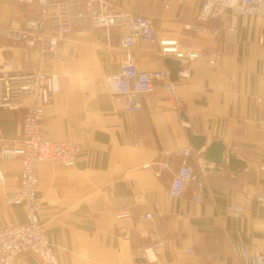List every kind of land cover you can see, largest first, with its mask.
Returning a JSON list of instances; mask_svg holds the SVG:
<instances>
[{"label": "crops", "instance_id": "1", "mask_svg": "<svg viewBox=\"0 0 264 264\" xmlns=\"http://www.w3.org/2000/svg\"><path fill=\"white\" fill-rule=\"evenodd\" d=\"M198 10L196 0L174 3L168 10L159 0H145L132 9L151 20L157 38L176 39L198 52L199 59L191 65L189 79L175 82L176 107L157 84L152 94L140 98L141 110L129 113L110 101L100 79L120 71L121 27L108 34L94 29L73 35L60 60L41 59L4 34L14 21L30 18L31 7L0 0V68L10 64L17 72L56 74L59 93L45 109L43 134L50 141L80 146L72 168L38 166L39 218L59 264H154L138 257L163 239L169 245L157 264H241L234 246L258 245L264 207L255 196L264 195V145L255 98L264 92V38L259 42L258 22L252 17L241 19L225 11L199 23ZM139 49L134 53L138 69L165 68L158 47L141 43ZM22 105L18 112L0 110V145L19 136L27 102ZM187 130L205 138L203 149H191ZM211 142H220L226 154L243 164L232 172L224 162L215 172L203 159ZM187 148L192 153L186 162L196 179L181 198L173 199L169 185ZM161 163L168 167L155 176L152 169ZM1 169L0 226L23 224V206L4 203L5 194L18 186L20 166L4 162ZM199 196L202 203L195 201ZM246 197V212L235 216L234 208ZM121 208L129 209L130 219H114V210ZM147 212L150 221L142 219ZM189 245L192 254L185 253ZM21 264L40 263L25 254Z\"/></svg>", "mask_w": 264, "mask_h": 264}, {"label": "built area", "instance_id": "2", "mask_svg": "<svg viewBox=\"0 0 264 264\" xmlns=\"http://www.w3.org/2000/svg\"><path fill=\"white\" fill-rule=\"evenodd\" d=\"M19 1L31 7L32 15L23 22L14 21L12 26L4 30V34L13 43L33 49L41 59L49 57L52 60H60L64 47L73 44L71 36H81L94 29H103L108 34L111 28L121 27L119 47L124 52V59L120 64V71L100 76L110 101L125 112H139L140 98L152 94L156 85L160 84L168 95V102L173 107L177 106V86L169 80L167 69L140 70L135 65L134 53L140 50L141 43L155 45L161 59L168 58L179 62L178 80L191 77V65L199 59V53L183 48L176 39L157 38L154 25L148 18L116 9L107 0ZM159 1L163 9L168 10L174 3L183 4L187 0ZM196 1L199 3L197 22L205 23L211 18L221 16L225 11H230L234 17L241 19L252 17L258 22L259 42H262L264 0ZM192 27L194 26H189ZM229 30L232 31V28ZM209 64H213V61H209ZM58 93L59 82L56 74L45 73L40 69L17 72L10 64H4L0 68V110L18 112L23 107L22 103L27 102L19 138L0 145V187L4 186L2 164L16 161L20 166L18 186L5 194L4 203L7 206H23L25 219L23 224L0 226V264H21V258L25 254L33 255L40 264H59L39 218L38 166L48 163L52 166L72 168L77 161L80 146L70 141H50L43 134L45 109L52 104ZM255 102L262 112L257 124L263 130L264 145V92L256 96ZM191 153L189 148L182 152L183 160L169 185L168 195L173 199L181 198L186 185L196 179L186 162ZM144 167L152 169L149 164ZM167 167V163H161L152 171L155 176H160V172ZM201 188L199 185V189ZM195 201L202 203L204 199L199 196ZM249 201L248 197L244 198L242 203L234 208V215H243ZM255 201L264 207V195L255 196ZM113 217L116 221L128 220L129 209H117L113 212ZM142 219L150 221L152 216L147 212L142 215ZM168 245L167 239L159 240L144 250L145 255L147 251L152 252L155 259L151 261L157 263V256L164 253ZM191 252L192 247L189 245L186 253ZM234 252L241 264H264V216L260 220L258 245L251 247L239 243L234 246Z\"/></svg>", "mask_w": 264, "mask_h": 264}, {"label": "water", "instance_id": "3", "mask_svg": "<svg viewBox=\"0 0 264 264\" xmlns=\"http://www.w3.org/2000/svg\"><path fill=\"white\" fill-rule=\"evenodd\" d=\"M164 65L169 73V80L171 82H177V73L180 71L179 62L166 58L164 59ZM180 116L183 121H187L183 113H181ZM186 134L188 144L192 150L198 152L205 147L206 140L204 137L193 135L189 130L186 131ZM203 159L206 164L214 165L215 172L220 171L224 162H226V164L230 167V171L232 172H234L237 167H240L243 164L231 154H226V150L220 142H211L204 150ZM209 170L210 169H208L207 171ZM140 257L138 258L139 260Z\"/></svg>", "mask_w": 264, "mask_h": 264}, {"label": "rangeland", "instance_id": "4", "mask_svg": "<svg viewBox=\"0 0 264 264\" xmlns=\"http://www.w3.org/2000/svg\"><path fill=\"white\" fill-rule=\"evenodd\" d=\"M108 2H109V4H111L114 8H116V9H122V10H126V11H132V9H134V8H136L137 6H139V5H141V3L143 2V1H145V0H107ZM147 1V0H146ZM161 7H162V5H161ZM163 8V7H162ZM135 12V11H134ZM23 117V116H22ZM22 121V120H21ZM19 136H20V134H19ZM19 136L16 138V139H18L19 138ZM16 139H14V140H16ZM14 140H12L11 142H13ZM11 142H6V143H11ZM115 211V210H114ZM155 244V243H154ZM153 245V244H152ZM151 245V246H152ZM150 246V247H151ZM149 247V248H150ZM168 248V247H167ZM148 249V248H147ZM146 250V249H145ZM185 253H186V249H185ZM193 253V247H192V252L191 253H186V254H192ZM234 254H235V252H234ZM161 255V254H160ZM159 255V256H160ZM33 256V255H32ZM159 256H157V259H158V257ZM235 256H236V254H235ZM139 258V257H138ZM146 258H147V256L145 255V251H143V256L142 257H140V260L141 259H145L146 260ZM236 258H237V256H236ZM154 264H157L158 263V260H157V263H155V262H153Z\"/></svg>", "mask_w": 264, "mask_h": 264}, {"label": "bare ground", "instance_id": "5", "mask_svg": "<svg viewBox=\"0 0 264 264\" xmlns=\"http://www.w3.org/2000/svg\"><path fill=\"white\" fill-rule=\"evenodd\" d=\"M43 164H44V163H43ZM46 164H48V163H46ZM63 168H65V167H63ZM38 177H39V176H38ZM39 182H40V181H39ZM146 253H147V255H146L147 258L151 259V258H150V254L153 256L152 252L147 251Z\"/></svg>", "mask_w": 264, "mask_h": 264}, {"label": "clouds", "instance_id": "6", "mask_svg": "<svg viewBox=\"0 0 264 264\" xmlns=\"http://www.w3.org/2000/svg\"><path fill=\"white\" fill-rule=\"evenodd\" d=\"M184 75H187V73H184ZM150 258L153 259V260L155 259V257L152 256L151 254H150Z\"/></svg>", "mask_w": 264, "mask_h": 264}]
</instances>
